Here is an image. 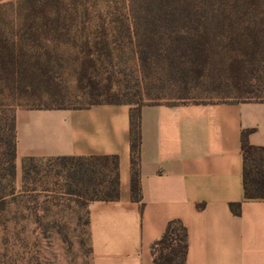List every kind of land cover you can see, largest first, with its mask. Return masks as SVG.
I'll use <instances>...</instances> for the list:
<instances>
[{
    "label": "trees",
    "instance_id": "trees-1",
    "mask_svg": "<svg viewBox=\"0 0 264 264\" xmlns=\"http://www.w3.org/2000/svg\"><path fill=\"white\" fill-rule=\"evenodd\" d=\"M193 89L227 98L214 102L264 101V0L0 2V230H8V206L19 198L16 110L129 105L130 195L142 207L141 107L180 104L160 98L184 99ZM248 133L241 134L244 197L264 199V147L249 144ZM39 160L23 159L25 192L34 190L27 186L37 181ZM47 160L61 165L66 193L86 207V226L91 202L119 200L116 155ZM230 208L239 214V203ZM63 240L70 250V238ZM151 254L154 264H186L180 220L167 223Z\"/></svg>",
    "mask_w": 264,
    "mask_h": 264
},
{
    "label": "crops",
    "instance_id": "crops-1",
    "mask_svg": "<svg viewBox=\"0 0 264 264\" xmlns=\"http://www.w3.org/2000/svg\"><path fill=\"white\" fill-rule=\"evenodd\" d=\"M129 110H16V177L29 157H118L119 200L88 205L91 264H154L151 245L175 219L187 230L186 264H264V199L244 197L241 150L243 130L264 147V101L142 106V207L130 195Z\"/></svg>",
    "mask_w": 264,
    "mask_h": 264
},
{
    "label": "rangeland",
    "instance_id": "rangeland-1",
    "mask_svg": "<svg viewBox=\"0 0 264 264\" xmlns=\"http://www.w3.org/2000/svg\"><path fill=\"white\" fill-rule=\"evenodd\" d=\"M129 66L137 76L135 61L130 57ZM222 96L193 89L184 99L167 94L160 102L227 99ZM38 165L41 172L37 181L27 186L33 191L25 192L22 176H15L14 186L19 198L8 206V230H0V264H91L86 207L66 193L64 172L58 162L41 159ZM58 171L61 172L56 175ZM64 234L71 240L70 250L63 240Z\"/></svg>",
    "mask_w": 264,
    "mask_h": 264
}]
</instances>
